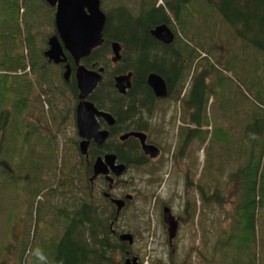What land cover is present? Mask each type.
<instances>
[{"label": "trees", "instance_id": "trees-1", "mask_svg": "<svg viewBox=\"0 0 264 264\" xmlns=\"http://www.w3.org/2000/svg\"><path fill=\"white\" fill-rule=\"evenodd\" d=\"M158 1L101 0L104 41L83 61L108 69L109 44L119 42V64L128 57L123 68L133 71L140 87L124 98L106 72L90 97L120 127L111 136L115 149L105 145L99 151L116 154L125 172L140 175L137 182L129 177L132 183L121 186L122 193L132 188L136 195L117 215L110 202L117 197L110 192L109 198L104 196L106 183L89 181L95 149L89 150L88 165L78 151L76 90L64 82L62 65L44 57L55 33L54 8L45 0H0V264H123L131 256L142 264L145 256L165 262V253L169 263L188 264L195 250L207 264H264V0ZM160 24L176 32V44L161 48L149 37V30ZM147 40L153 48L146 46ZM67 61L73 68L68 56ZM153 65L168 83V100L180 106L175 170L194 141L206 144L213 156V167L203 166L192 189L196 199L188 191L190 171L182 190L163 199L158 188L163 185L170 192L171 177L162 169L164 163L149 165L137 141L117 140L148 125L150 138L166 146L161 134L165 110L158 104L150 109L156 101L141 79V72ZM151 111L156 117L137 125L136 119ZM207 169L210 175L204 178ZM174 199L182 202L175 218L178 227L190 230L199 224L202 233L201 249L189 247L182 257L166 232L154 248L155 232L147 218L151 204L161 213L163 207L172 209ZM137 200L145 208L135 207L130 219L127 211ZM158 223L165 231L161 218ZM123 232L131 233L134 243L140 240L139 248L119 241ZM152 242L149 255L146 245ZM36 250L45 261L36 257Z\"/></svg>", "mask_w": 264, "mask_h": 264}, {"label": "water", "instance_id": "water-1", "mask_svg": "<svg viewBox=\"0 0 264 264\" xmlns=\"http://www.w3.org/2000/svg\"><path fill=\"white\" fill-rule=\"evenodd\" d=\"M47 6L54 8V30L55 34L47 41V50L44 52V57L53 64L65 63L66 51L72 58L76 66V80L79 90L78 101L75 110L76 129L79 138L78 151L81 156L87 155L89 141L93 140L97 145H102L108 137V132L99 130V125L96 117H101L108 122L109 125L114 123L112 117L103 111L97 110L94 105L87 101L90 93L101 81L102 69L98 71H90L80 65L81 59L90 56L91 52L103 44V30L106 22V16L101 10V0H45ZM152 36L159 41L169 44L174 35L170 28L165 25L155 27ZM112 55L111 62L116 63L120 59V45L117 42L111 43ZM70 73L69 65H65L64 78L68 80ZM130 74L119 76L116 80V89L120 93H124L129 87ZM148 84L153 89L158 97H165V87L163 80L155 75H150ZM128 137H133L139 140L143 152L156 158L159 155V150L154 145L145 143L146 135L141 132H130L119 137L120 141L126 140ZM116 156L108 153L103 158H96L92 165L93 176L89 179L90 182L97 176H103L108 182L107 191L113 188L114 179L110 177L111 172L114 177H120L126 171L124 164H115ZM104 196L109 198V192H105ZM131 194H125L122 198H110V202L116 209V214L125 207L126 201L132 200ZM162 221L166 226V233L171 242L177 234L178 224L176 219L171 214L168 207L162 209ZM118 240L126 242L129 246L134 243V237L129 232H123L118 235ZM123 264H140L137 257H126Z\"/></svg>", "mask_w": 264, "mask_h": 264}, {"label": "rangeland", "instance_id": "rangeland-1", "mask_svg": "<svg viewBox=\"0 0 264 264\" xmlns=\"http://www.w3.org/2000/svg\"><path fill=\"white\" fill-rule=\"evenodd\" d=\"M158 4L161 5L163 3L161 0H159ZM206 12H209V11L206 10ZM110 56L111 55H109V58H110ZM186 86H187V84H186ZM174 103H172V108L168 112L165 110V106H164L165 126L162 129V130H164L166 127V129L170 131V134H171L172 139H173V140L171 139L173 141V144L175 143L174 137L176 136L178 130H180V128L182 126L181 118H180L181 113L178 110L180 107L179 102H177L176 104H174ZM160 108H162V107H160ZM176 110L178 111V113L176 112ZM155 115H156V113H155ZM155 115H154V117H155ZM172 115L174 118V120H173L174 123L170 122V117ZM155 119L156 118H154L152 124L154 125V127L156 125L155 129H157L159 131V130H161V128L158 126L157 119H156V123H155ZM167 121H169L170 123H173V125L170 123H167ZM159 122H161V120ZM180 144H181V141L178 138V143H177L176 148H178L180 146ZM205 145L206 144L199 145V143L196 141L189 144L188 145L189 147L187 146L188 148L185 151V154L183 156L184 158L182 159V162H181V165L179 166L178 171L175 170V167L172 164V162L168 161V163H166V160L169 159L168 158L169 153L168 152L164 153L163 160H161L164 163L162 169H164V170L166 169L167 171H169L171 173V177L168 179V186H167L170 189V192L166 191V189H163V187H164L163 185L160 188H158L157 193L159 195H161V197L163 199L171 198L170 195L173 196V192H175V191L180 192L179 187H181V190H182V187L184 184V176L188 171H190L189 174H190V177L192 179V186L189 187L188 191H189V193H192L193 196H195V199L197 198L198 194H195L194 192H192V189H194V185L197 182V179L199 178V172H201V170L204 168L203 166H205V165H207V167H211V168L214 165L213 164V156L211 154H207V152H206L207 150H205V149H208V148H206ZM158 162H159V160L157 162H151L149 165H155L156 166V165H159ZM208 171L209 170L207 169V172ZM132 173H135L134 176L132 175ZM176 174H178L177 179L174 178ZM209 175H210V172L205 174L204 178H206ZM139 176H140L139 172H135V171L131 172V173L125 172L123 174V176L120 178V186L119 187L115 186L111 190L110 193H112V195L117 197V198L122 197V195H124V194H131L132 196L136 195V193L133 192L132 188H131V190H128V192L122 193L124 188H122L121 186H128L129 184L132 183V181L130 180L129 177H134L135 181L137 182V180L139 179ZM165 178H167V176H165ZM102 188L104 190L106 189V187H102ZM100 192H102V190H100ZM198 204L199 203L197 202V205ZM135 207H137L138 209L139 208L144 209L145 204H142V202L140 200L135 201V203H133V205L131 207H129V209L127 211L128 217H130V219H132V217H134V215H135ZM147 209H148L147 218L151 222L152 231L155 232V236H152L153 239H155L154 248H157L158 245L161 244L163 239H164L163 233L166 232V226L164 225V228H165V231H164L162 225L158 223L160 218L162 219V210H161V213L156 212V209L154 210L153 204H151V207H148ZM181 209H182V202L179 199H174V201L172 202V209H171L172 210L171 213H172L174 218L177 217V214H179ZM212 216H213V214L211 215L210 218H212ZM130 224H131V227L134 229L135 228V222L131 221ZM210 228H211V224H210ZM186 229L187 228H185L183 226H179L178 231H177V235L173 239V242H172L173 245L176 243V248L179 251V253L181 254L180 257L184 256V254H182V253L187 252L188 251L187 249L189 247L201 249L202 233L200 232L199 224H195V227H193V229L192 228H189L190 230H186ZM193 231L195 233V238H192L193 237L192 236ZM188 233H189V235H188ZM138 241H139L138 243L133 244V248H136V249L139 248L140 240H138ZM148 241H149V239H148ZM150 243H151V240H150ZM151 247H153V242H152V244L146 245V252L148 251L147 254H149V255H150V253L153 254L151 249H150ZM161 248L163 249L162 246H161ZM149 255H147V256H149ZM167 255L168 254L165 253V255L163 257V260L165 262H162L161 260L159 261V259H158V262L152 261V259L150 261V259H148V257L145 256L142 260V264H169ZM158 257L161 258L160 256H158ZM154 260H155V258H154ZM187 261H188V259H187ZM188 264H207V263H204V261L198 255V252H196V250H195L194 252H192V254L189 258Z\"/></svg>", "mask_w": 264, "mask_h": 264}, {"label": "flooded vegetation", "instance_id": "flooded-vegetation-1", "mask_svg": "<svg viewBox=\"0 0 264 264\" xmlns=\"http://www.w3.org/2000/svg\"><path fill=\"white\" fill-rule=\"evenodd\" d=\"M54 11H55V9H54ZM106 16V15H105ZM106 23V22H105ZM160 25H162V24H160ZM166 25V24H165ZM157 26H159V25H156V26H154L152 29H150L149 30V32H148V35H149V37H151V38H153L154 39V41H156L157 42V44H159V46L162 48V45L161 44H163V45H166V47H169V45H171V44H176V32L175 31H173L168 25V27L170 28V30L172 31V33H173V35H174V38L172 39V41L169 43V44H165V43H163V42H161V41H159L158 39H156L155 37H153L152 36V34H151V32H152V30L155 28V27H157ZM55 31V30H54ZM55 34V33H54ZM53 34V35H54ZM113 42H116V41H111L110 42V44H109V48H110V55H112V50H111V43H113ZM146 42H149L146 46L147 47H149V48H153L152 46H151V41H146ZM119 45H120V59L116 62V63H112L111 62V59L109 58V61H110V63H109V68L107 69L106 67H94V66H87L86 64H84L83 63V61L84 60H86L88 57H85V58H83V59H81V61H80V65H82V66H84V68L85 69H87V70H90V71H98V69L99 68H101L102 69V72L100 73V75H101V81L97 84V86L102 82V80H103V76L105 75V73L107 72L111 77V80H112V85H113V88L115 89V91L119 94V95H121L122 97H124V98H127L128 97V94L131 92V94H132V91L133 92H139V89H140V87L139 86H137V85H135V74L133 73V71H125L124 70V65H125V60H126V58H128V57H125L124 59H123V62H122V64H119L121 61H122V52H123V46H122V44L121 43H119V42H117ZM47 50V49H46ZM92 53V52H91ZM64 54H65V56H66V62L64 63H59V64H61L62 65V68H63V73H62V78H63V80H64V82L66 83V84H69V83H72V85L74 86V88H75V90H76V98H75V106H74V114H73V127H74V130L76 131V135H77V138H78V143H79V141L81 140L80 138H79V136H78V134H77V129H76V121H75V110H76V106H77V104L79 103V101H78V95H79V90H78V87H77V80H76V66L74 65V63H73V60H72V58H71V56L66 52V51H64ZM91 55V54H90ZM67 56L71 59V61H72V64H73V68L68 64V61H67ZM48 62H50V61H48ZM50 63H52V62H50ZM124 64V65H123ZM54 65H58V64H54ZM65 65H69V67H70V73H69V76H68V80H65V78H64V72H65ZM153 68H152V70L151 69H147V70H143V73L141 72V75H142V78L141 79H143V84L145 85V87L146 88H148V90H149V92H150V96H151V98H152V101L154 102V100L156 101V103H150V109L152 108V106L154 105V104H158L159 105V107H163L164 108V106H165V110L168 112V111H170L171 110V108H172V102L171 101H169L168 99H169V94H170V92H169V88H168V83L166 82V80H165V77L163 76V75H161L160 73H159V71H157V70H159V68L157 67V66H155V65H153L152 66ZM138 68V67H137ZM141 71H142V69H141ZM111 73V74H110ZM127 74H130V79H129V87L127 88V89H125V92L124 93H120L117 89H116V87H115V85H116V78L117 77H119V76H125V75H127ZM150 75H155V76H157V77H160L162 80H163V83H164V87H165V92H166V96L165 97H158V96H156L155 95V93H154V91H153V89L149 86V84H148V78H149V76ZM97 86L93 89V91L90 93V95H89V97L87 98V101H89V102H91L93 105H94V107L97 109V110H99V111H103V112H106V113H108L111 117H112V119H113V121H114V123L112 124V125H109L108 124V122L106 121V120H104L103 118H101V117H96V121H97V123H98V125H99V130H105V131H107L108 132V137H107V139L105 140V142L102 144V145H97L93 140H91V141H89V144H88V148H87V155L86 156H83L85 159H84V161L86 162V164L88 165V164H90L89 163V161H88V157H89V150H90V148H94L95 149V151L94 152H92L93 153V163H94V161L96 160V158H98V157H100V158H103V156L104 155H106V154H108V153H110V152H107V153H102L101 151H99V150H102V148L105 146V145H108V146H111V148H114L115 149V143L114 142H112L111 141V136H112V133H113V131H115V130H119V123L117 122V120H116V118H115V116L112 114V113H110V112H108V111H106V110H103V109H100V108H97L96 107V105H95V103L90 99V97H91V95L95 92V89L97 88ZM142 104H143V107L144 108H147L148 107V105H149V103L148 102H146V101H143L142 102ZM171 105V106H170ZM148 109V108H147ZM147 109H145V110H147ZM155 113L156 112H154V111H151L150 112V114L144 119V117H142L141 119H136V122H137V125H139V124H146V122H147V120H149V118H151V116L152 117H154V115H155ZM155 117H156V115H155ZM165 120V119H164ZM173 120H174V118H173V115L170 117V122H173ZM169 121H167V123H170ZM148 123V122H147ZM174 123V122H173ZM173 123H170V124H172L173 125ZM171 125V126H172ZM147 126L148 125H145V126H141L140 128H143V130H141L140 128H138V129H135V130H132V131H129V132H126V133H130V132H141V133H144L145 135H146V140H145V143L146 144H148V145H154V146H156L157 148H158V150H159V155L156 157V158H150V156H148V155H146L144 152H143V150H142V147H141V144H140V142H139V140H137L136 138H133V137H128V138H132V139H134L135 141H137V144H138V147H139V149H140V151H141V153H142V158H144L146 161H148V162H157L158 160L159 161H161V160H163V155H164V152H165V150H164V148L166 147V148H169V154H168V161L169 162H173V158H174V153H175V150H176V147H177V143H178V137H177V135H178V133L176 134V136L174 137V139H175V143L173 144V139H172V136H171V134H170V131L169 130H167L166 129V127H165V129L164 130H162L161 131V134H162V137H163V141L165 142V144H166V146L165 145H159V144H157L156 142H157V139L156 140H154V138H150V134L148 133V131H146L147 130ZM126 133H122V134H120V135H118L117 136V140L119 141V142H124V141H126V140H124V141H120L119 140V137L121 136V135H123V134H126ZM172 139V140H171ZM92 150V149H91ZM112 154H114V153H112ZM182 154H184V151H182ZM115 156H116V161H115V164H118V163H121V162H119V160H118V158H117V155L116 154H114ZM93 163H91L92 165H93ZM121 164H123V163H121ZM92 165H91V168H92ZM91 176H90V178L93 176V170L91 169ZM109 175H110V177L111 178H113L114 179V183H113V188L117 185V183L120 181V178L123 176V174L120 176V177H114V175L110 172L109 173ZM89 178V179H90ZM96 179H102L105 183H106V189H107V187H108V182L107 181H105L104 180V177L103 176H97V177H95L94 179H93V181L92 182H90L91 184L96 180ZM112 188V189H113ZM111 189V190H112ZM111 190L110 191H107V192H111ZM105 193V192H104ZM110 195V194H109ZM125 195V194H124ZM123 195V196H124ZM122 196V197H123ZM122 197H119V198H122ZM133 197V196H132ZM133 199V198H132ZM127 202H130V201H126V203ZM126 206V205H125ZM172 214V213H171ZM163 222V221H162ZM177 231H178V229H177ZM177 235V234H176ZM168 236V235H167ZM168 242H170L169 241V239H168ZM171 242H173V240L171 241ZM171 246H173V244H171ZM168 257V256H167ZM139 262V261H138ZM140 263V262H139ZM141 264V263H140ZM169 264H172V261L169 263Z\"/></svg>", "mask_w": 264, "mask_h": 264}, {"label": "clouds", "instance_id": "clouds-1", "mask_svg": "<svg viewBox=\"0 0 264 264\" xmlns=\"http://www.w3.org/2000/svg\"><path fill=\"white\" fill-rule=\"evenodd\" d=\"M35 255L41 261H45L46 260V258L44 257V255L42 254V252L40 250H36Z\"/></svg>", "mask_w": 264, "mask_h": 264}]
</instances>
